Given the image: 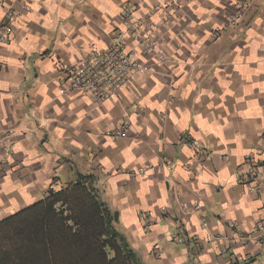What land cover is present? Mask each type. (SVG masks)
Wrapping results in <instances>:
<instances>
[{
  "label": "clouds",
  "instance_id": "9594fccd",
  "mask_svg": "<svg viewBox=\"0 0 264 264\" xmlns=\"http://www.w3.org/2000/svg\"><path fill=\"white\" fill-rule=\"evenodd\" d=\"M0 264H264V0H0Z\"/></svg>",
  "mask_w": 264,
  "mask_h": 264
},
{
  "label": "trees",
  "instance_id": "16d2710c",
  "mask_svg": "<svg viewBox=\"0 0 264 264\" xmlns=\"http://www.w3.org/2000/svg\"><path fill=\"white\" fill-rule=\"evenodd\" d=\"M50 210V209H49Z\"/></svg>",
  "mask_w": 264,
  "mask_h": 264
}]
</instances>
